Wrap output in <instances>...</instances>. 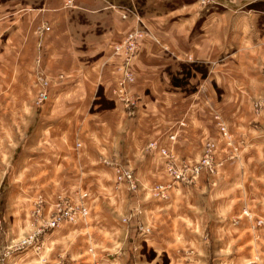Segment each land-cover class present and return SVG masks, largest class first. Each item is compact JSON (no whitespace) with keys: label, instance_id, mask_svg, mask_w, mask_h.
I'll return each instance as SVG.
<instances>
[{"label":"crops","instance_id":"0c3cea01","mask_svg":"<svg viewBox=\"0 0 264 264\" xmlns=\"http://www.w3.org/2000/svg\"><path fill=\"white\" fill-rule=\"evenodd\" d=\"M104 1L109 0H77L79 10L72 12L93 19L97 10L101 17ZM176 4L173 0H146L142 22L159 40L162 37L155 32L156 27L160 25L172 40L171 25L184 23L181 17L166 19L168 13L183 8ZM23 15L26 20L30 17ZM89 18H72L69 25L85 27L83 22H95ZM25 19L20 20V27L15 25L5 32L8 37L20 31L19 37H8L13 45L0 40V264H151L148 250L155 257L165 254L168 264H264V227L254 223L264 216V107L258 108L256 101L264 96V54L258 67L237 55L242 59L239 67L246 69L239 73L213 67L188 97L153 86L161 92L147 113L138 111L143 115L135 130L133 121L140 115H128L121 103L115 102L110 109L97 108L99 77L104 93L112 98L106 86L109 72L102 74L98 66L97 70L96 66L76 68V54L71 49L56 52L64 68H76L74 79L54 84L52 96L42 107L32 104L39 86L38 68L33 64L34 40L27 34ZM130 22L115 21V36ZM208 30L205 28L200 38L190 33L189 39L174 33L175 40L186 42L183 47L177 41L179 50L190 48L202 54L199 56L205 62L221 55L225 60L231 53L229 40ZM251 39L245 37L248 44ZM144 46L133 60V68L153 54ZM42 52L48 58L42 69L49 73L55 50ZM234 74L243 75L244 81L235 79ZM216 107H222V119L234 135L232 147L225 146L215 131ZM172 119L185 123L169 131L175 134L172 147L181 158L195 159L207 140H218V155L224 161L217 175L173 183L166 198H155L151 187L168 180L161 176L160 158L149 153L135 166L142 175L139 191L134 195L126 185L117 186L113 169L100 162V155L107 151L132 166L135 159L125 158L131 155L136 133L156 127L166 130ZM166 135L161 138L166 139ZM77 141L81 147L75 146ZM228 153L232 156L227 157ZM155 173L159 176L152 177ZM38 195L46 202L44 217L52 213L59 195L69 203L87 206V216L44 229L38 249L17 246L19 239L34 228L31 210ZM136 221L148 226L149 231H137Z\"/></svg>","mask_w":264,"mask_h":264},{"label":"rangeland","instance_id":"374dc122","mask_svg":"<svg viewBox=\"0 0 264 264\" xmlns=\"http://www.w3.org/2000/svg\"><path fill=\"white\" fill-rule=\"evenodd\" d=\"M122 1L119 3L113 0L104 1V6H102L104 8L100 9L101 12H104L103 15L101 17L97 16L100 11L96 10V13L92 14V19L80 12H72L79 10V8H76L77 0H0V40L2 39L7 45H13V41H8L10 35L13 37H19L20 35V31L15 30L7 37L5 34L7 29L15 25L20 27V20L25 19L23 14L28 13L30 15L27 20L25 19V24L28 25L27 34L34 40L33 64L36 65V69L38 68L36 81H38L39 86L32 97V104L35 107L40 108L43 104L48 103L52 96L50 89L54 84L62 81L69 83L70 80H73L76 75L75 69L79 66L82 68L96 66V70L99 67L102 74L109 72L108 75L106 74V86L110 89L112 98H108L104 93V84L101 85L102 80L99 77L98 83L96 82L98 85L96 90L98 109L113 108L115 102H118L124 106L128 115L132 116H136L140 109L143 113H147L145 110L152 103V100L156 99L157 92H161L153 90V86L157 88L162 86L165 92L183 93L184 97H188L197 90V85L205 80L208 70L213 67H223L237 73L242 69L246 71L245 67H239V63L242 61L238 57L239 55L254 63L255 66H260V59L264 54V0H173L183 8H177L175 11L168 13L166 19L172 21L174 17L178 20L181 17L180 21L184 23L180 24L178 22L171 25L172 40L168 39L170 36L166 35L165 30L159 28L160 25L155 28V32L162 37L161 40L154 37L147 25L143 24L142 16L147 11L145 9L146 0ZM211 8L214 11L212 17L210 14ZM72 18H89L95 20L96 24L95 22L92 24L83 22L86 25L85 27L69 25ZM188 18H192L193 21H187ZM125 20L131 22L116 37L114 22H124ZM191 23L193 24L191 25ZM205 28L206 30L209 29L207 33L225 36L229 40L231 53L228 54L225 60L222 59L223 56L221 55L217 58H209V61L205 62L206 60L203 61L204 58L200 57L203 56L202 54L193 53L190 48H183V52L179 50V43H177L178 40H175L174 33L178 37H188V39L190 38L189 34L193 33L198 34V38H200ZM78 29H81V31ZM68 31H70V35ZM84 36L87 38H82ZM246 36H250L254 42L251 39L252 42L248 44L245 41ZM178 42L183 47V44H186L184 41ZM189 43L191 44V42H187V44ZM46 45L49 47H46ZM143 46L153 54H149L151 55L149 59H141L140 63H136L133 68L132 62ZM43 49L44 51L45 49L55 50L53 57H50V61L53 62L49 64V73L42 69L44 68L43 63L45 64L48 60L46 54L42 52ZM70 49L76 54V68H64L62 60L56 52ZM196 49L200 50V48H194V50ZM217 49L216 43V53ZM262 65L264 66V62ZM105 69L107 70L105 71ZM111 73L114 74V79L111 78ZM232 76L242 81L245 79L243 75L234 74ZM41 87L47 92L49 99L38 101L41 95ZM214 87L220 92L218 87ZM256 101L259 104L258 108L264 107V96ZM222 113V107L215 108L213 114L215 131H217L218 137L223 140L225 146L232 147L234 135L231 130L228 129L230 133L228 139L221 129L222 124L228 128L222 119ZM142 115L134 118L135 130L140 124ZM147 122L144 121L145 124ZM184 124L183 121L177 122L172 119L168 122L166 130H160L157 127L156 129L151 128V131L140 129L135 135L132 149H129L131 155L125 158L135 159L132 166L126 160L123 162L119 156L112 155L107 151L100 155V162L113 169L117 186L124 184L135 195L141 187L140 178H142L135 166L145 160L149 153L151 155L156 153L154 155L160 158L163 166L161 176L167 178L168 181L156 183L151 187V194L155 198H166L172 187H174L173 183H190L201 176L210 179L215 177L224 161V158L218 155L220 151L218 140H207L201 149V153L197 158L191 160L181 158L173 150L172 145L175 141V134L169 133V131L175 125L182 126ZM166 133H169L168 136ZM165 135L166 139L161 138ZM75 146L77 148L81 147V142L77 141ZM234 149L232 148L233 152ZM111 150H113V146H111ZM207 156L209 162L205 165L202 160H206ZM231 156V153H228L227 157ZM158 176L159 173H155L152 177ZM80 193L83 197L88 196L87 192ZM45 204L44 197L38 195L34 209L31 210V214L35 216L34 219L36 220L34 228L19 239L17 246L29 245L38 249L40 247V235L38 236L35 232L39 228L43 229L46 221L58 214L71 219L66 218L65 221L77 222L84 220L88 213V207L81 202L69 203L68 200L59 195L53 203L52 213L44 217ZM260 221H264V216L254 219L256 226L264 227V224ZM136 223L138 222L136 221ZM136 229L141 233L149 231V227H145L141 222L136 224ZM25 241H30V244H25ZM146 256L151 260V264H168L169 261L165 254L155 257L154 252L151 250L146 252Z\"/></svg>","mask_w":264,"mask_h":264},{"label":"built area","instance_id":"2783aa9c","mask_svg":"<svg viewBox=\"0 0 264 264\" xmlns=\"http://www.w3.org/2000/svg\"><path fill=\"white\" fill-rule=\"evenodd\" d=\"M48 97L49 96H48L47 92H45L44 88L41 87V95L39 96L38 101H40V100H46ZM221 129L223 131L224 136L229 139L230 138V133L228 131V128H226L225 125L222 124ZM208 162H209V157L206 160L205 159L202 160V163L205 164V165H207ZM198 167H200V166H198ZM84 213H85V211H84ZM66 218L68 220H71L70 218H68V217H66V216H64L62 214H58L57 216H55L53 218H50L49 221L47 220L46 223L44 224V228L43 229L42 228L37 229V231L35 232V234H38V236H39L44 229H54V228L60 226L63 222H65L64 219H66ZM71 222H73V221H71ZM260 222L262 224H264V221H260ZM24 243L25 244H30V241H25Z\"/></svg>","mask_w":264,"mask_h":264}]
</instances>
